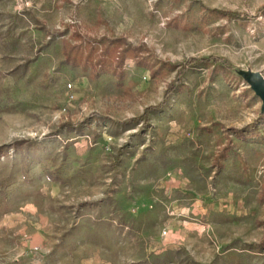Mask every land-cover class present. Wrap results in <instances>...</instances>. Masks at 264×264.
Here are the masks:
<instances>
[{
	"label": "rangeland",
	"instance_id": "obj_1",
	"mask_svg": "<svg viewBox=\"0 0 264 264\" xmlns=\"http://www.w3.org/2000/svg\"><path fill=\"white\" fill-rule=\"evenodd\" d=\"M263 7L0 0V264H264Z\"/></svg>",
	"mask_w": 264,
	"mask_h": 264
},
{
	"label": "trees",
	"instance_id": "obj_2",
	"mask_svg": "<svg viewBox=\"0 0 264 264\" xmlns=\"http://www.w3.org/2000/svg\"><path fill=\"white\" fill-rule=\"evenodd\" d=\"M264 9L261 8L259 11H262ZM214 12L218 13L219 15L221 16H224V17H233V18H236V19H244V18H248L249 16L247 14H242L241 12H235V11H228V10H214ZM117 49L118 48H114V50L111 52L112 54H107V56L110 58V62H109V65H110V69L115 72V73H118V68L122 67L123 66V63L125 61V55L124 53H126L128 50H124V52H117ZM103 55H106V54H103ZM105 56V57H107ZM133 57L135 58V61H136V64L137 66L139 67H144V68H148L150 71H152V73H155V71H153V68L152 66L146 61L145 58H141V57H138L136 54L133 55ZM108 59V58H107ZM74 61V60H72ZM91 61V60H90ZM75 62V61H74ZM104 62L105 60H98L96 62H93L95 65H98L100 67L104 66ZM169 89L170 91L169 92H172L175 90V86H174V83H172V85L169 86ZM167 102H164V104L161 106L164 107L166 105ZM157 109L156 108H147V113L149 112H156ZM135 121V120H134ZM236 135L239 136V137H245L246 135V132H236ZM26 142H16L15 145H5V146H1L0 147V155L2 154H5L4 151H2V149H9L10 147H14V146H23L25 145ZM4 152V153H3ZM263 193L260 197V201L264 204V186H263V189H262Z\"/></svg>",
	"mask_w": 264,
	"mask_h": 264
},
{
	"label": "water",
	"instance_id": "obj_3",
	"mask_svg": "<svg viewBox=\"0 0 264 264\" xmlns=\"http://www.w3.org/2000/svg\"><path fill=\"white\" fill-rule=\"evenodd\" d=\"M251 84L255 89L256 93L263 100V110H264V77L260 73H255L251 78Z\"/></svg>",
	"mask_w": 264,
	"mask_h": 264
}]
</instances>
